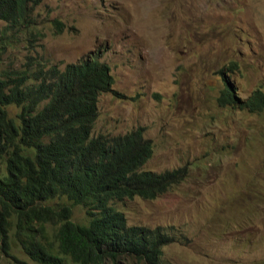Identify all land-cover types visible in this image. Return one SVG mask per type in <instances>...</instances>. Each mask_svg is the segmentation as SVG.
I'll return each instance as SVG.
<instances>
[{
	"label": "rangeland",
	"instance_id": "374dc122",
	"mask_svg": "<svg viewBox=\"0 0 264 264\" xmlns=\"http://www.w3.org/2000/svg\"><path fill=\"white\" fill-rule=\"evenodd\" d=\"M34 1L46 37L13 44L0 78L38 60L62 70L88 55L108 64L114 90L125 97L100 96L95 135L144 127L154 145L145 170H189L176 190L155 201L119 202L129 224L180 231L163 250L166 264H264V193L251 181L264 179V111L218 102L223 68L232 70L240 98L264 92V0ZM55 20L64 24L60 34ZM72 220L87 224L86 210L74 207ZM12 246L7 257L0 240V264H36Z\"/></svg>",
	"mask_w": 264,
	"mask_h": 264
},
{
	"label": "trees",
	"instance_id": "16d2710c",
	"mask_svg": "<svg viewBox=\"0 0 264 264\" xmlns=\"http://www.w3.org/2000/svg\"><path fill=\"white\" fill-rule=\"evenodd\" d=\"M31 2L0 0V64L13 44L46 37ZM53 25L58 34L64 31L61 21ZM33 65L0 78L2 252L12 257L14 244L36 264H123L124 259L166 264L163 250L182 236L180 231L131 225L117 204L155 201L173 192L189 176L188 168L145 170L154 145L144 137V127L95 135L100 96L125 97L114 90L111 68L98 57L88 55L64 70L39 60ZM231 66L238 68L235 62ZM227 72L232 70L219 72L224 82L219 105L263 112L264 92L240 98ZM12 107L19 110L14 116ZM251 181L264 193V179ZM55 199L65 204L43 205ZM76 206L86 210L87 224L72 220ZM48 226L54 229L51 238Z\"/></svg>",
	"mask_w": 264,
	"mask_h": 264
},
{
	"label": "clouds",
	"instance_id": "9594fccd",
	"mask_svg": "<svg viewBox=\"0 0 264 264\" xmlns=\"http://www.w3.org/2000/svg\"><path fill=\"white\" fill-rule=\"evenodd\" d=\"M144 137H145V133H144ZM149 140V139H148ZM263 185V184H262Z\"/></svg>",
	"mask_w": 264,
	"mask_h": 264
}]
</instances>
